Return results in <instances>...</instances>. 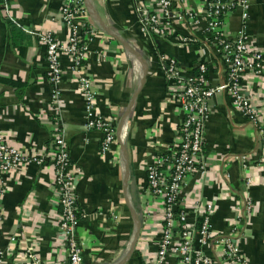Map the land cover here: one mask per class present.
I'll return each mask as SVG.
<instances>
[{"label": "crops", "instance_id": "obj_1", "mask_svg": "<svg viewBox=\"0 0 264 264\" xmlns=\"http://www.w3.org/2000/svg\"><path fill=\"white\" fill-rule=\"evenodd\" d=\"M63 2L0 3V79L13 83H0V131L25 156L43 159L41 165L30 161L5 177L0 251L5 264H29L24 258L27 249L34 251L39 264H67L56 227L60 207L50 160L52 139L60 135L74 175L81 215L76 238L82 246L83 264H157L161 204L147 192L146 169L157 155L174 147L182 118L160 62L174 60L185 75L193 74L204 62L213 85L224 79L225 65L206 32L208 0H173L170 32L164 38L142 31V18L154 8V0H85L84 18L97 32L86 63L87 75L97 92L98 113L116 129L115 143L106 155L100 154V132L85 127L84 102L66 55L61 57L60 98L51 103L52 85L36 34L50 32L59 42H66L68 28L60 20ZM178 15L185 21H178ZM248 15L244 27L240 9L228 13L224 32L234 38L244 27L252 49L264 52V0H250ZM144 70L145 81L133 100ZM241 86L264 123V69L259 74L242 73ZM208 108L207 170L203 176L186 178L180 204L189 212L196 204L213 206L206 253L214 264H227L224 242L238 238L240 257L247 264H264V138L258 137L255 126L227 95L210 98ZM127 111L122 128L127 153L123 170L117 129ZM246 200L254 204V212L247 223H238L237 207ZM128 202L143 220L129 258L134 225ZM194 219L190 213L189 222ZM10 237L18 240L13 247ZM164 264L179 261L169 255Z\"/></svg>", "mask_w": 264, "mask_h": 264}, {"label": "built area", "instance_id": "obj_2", "mask_svg": "<svg viewBox=\"0 0 264 264\" xmlns=\"http://www.w3.org/2000/svg\"><path fill=\"white\" fill-rule=\"evenodd\" d=\"M3 1L8 5V0ZM154 2V8L142 18V31L164 38L170 32L173 0ZM84 6V0H64L60 20L68 28L65 43L59 42L50 32L37 33L36 37L45 53L47 78L52 85L51 103L56 104L60 98L59 84L64 76L61 57L66 55L70 59V70L75 75L84 102L85 127L87 130L100 132V154L106 155L115 143L116 129L111 121L98 113L97 92L87 75L86 63L91 56V43L96 39L97 32L86 22ZM249 7L250 0H208L205 11L206 32L216 40L217 51L225 65L224 79L219 84L213 85L204 62L197 65L199 75H185L174 60L161 59L160 70L169 83V90L175 94L182 118L177 127V142L174 147L165 154L157 155L146 169L147 192L161 204L162 227L157 264H164L169 255L177 258L179 264H214L206 253L211 238L210 217L213 206L209 203L196 204L189 212L180 204L186 178L203 176L207 170L204 161V133L209 118L208 100L217 94L227 95L234 108L255 126L258 137L264 138V123L260 121L258 107L241 86L242 73L249 71L259 74L264 69V52L252 49L244 29ZM236 8L241 10L244 27L234 38H229L224 32L225 17ZM176 19L185 21L182 15L176 16ZM187 19L191 21L192 16L189 15ZM51 146L53 185L60 207L56 227L66 248L65 261L67 264H83L82 246L76 238L80 219L77 218L79 210L68 147L60 135L53 137ZM30 161L40 165L43 163L42 158L25 156L0 131V235L4 220L1 200L7 188L5 177ZM253 212L254 204L249 200L238 205V223H247ZM190 213L194 215V223L189 222ZM198 218H202L200 229L196 228ZM233 231L236 233L237 228ZM238 239L224 242L222 254L227 264H247L238 254ZM17 242L16 237L9 238L11 247ZM24 258L29 264H39L31 249L25 250ZM5 263V256L0 251V264Z\"/></svg>", "mask_w": 264, "mask_h": 264}, {"label": "water", "instance_id": "obj_3", "mask_svg": "<svg viewBox=\"0 0 264 264\" xmlns=\"http://www.w3.org/2000/svg\"><path fill=\"white\" fill-rule=\"evenodd\" d=\"M84 2H85V0H84ZM146 75H147V71L146 70L142 71L140 79L138 80V86H137V90H136V93L134 95L133 100H135L136 96L140 92V90L143 86V83L145 81ZM128 115L129 114L127 111V114L124 115V117L122 118V120L118 126V129H117V138L119 140V143H120V146L122 149V154H123V157H122L123 170H125L126 165H127V153H126L125 139L123 136V129L122 128H123V126H124V124L128 118ZM128 207H129L131 214H132L134 226H133L132 238H131V241H130V244L128 247L127 258H129L135 251V247H136L138 238L140 236V231H141L142 223H143L142 216H140L138 213H136V211H134V208L132 207V205L129 202H128Z\"/></svg>", "mask_w": 264, "mask_h": 264}, {"label": "trees", "instance_id": "obj_4", "mask_svg": "<svg viewBox=\"0 0 264 264\" xmlns=\"http://www.w3.org/2000/svg\"><path fill=\"white\" fill-rule=\"evenodd\" d=\"M226 1H227V0H226ZM2 2H3V4H5L3 0H0V3H2ZM7 3H9V0L7 1ZM213 41L216 43V40H213ZM217 46H218V45H217ZM218 47H219V46H218ZM194 73H195V75H199V73H198V69H197V68L194 70ZM2 82H3L4 84L10 85V86L13 85V83L10 82V81H6V80L3 81L2 79H0V83H2ZM177 212H179V210H178ZM80 216H81L80 213H78V214H77V218L81 219ZM201 225H202V218H198V219L196 220V228H197V229H200V228H201ZM176 232L179 233V231H177V230H176Z\"/></svg>", "mask_w": 264, "mask_h": 264}]
</instances>
